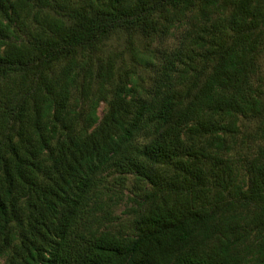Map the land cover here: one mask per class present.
I'll list each match as a JSON object with an SVG mask.
<instances>
[{
	"label": "trees",
	"instance_id": "obj_1",
	"mask_svg": "<svg viewBox=\"0 0 264 264\" xmlns=\"http://www.w3.org/2000/svg\"><path fill=\"white\" fill-rule=\"evenodd\" d=\"M176 27L147 85L99 54ZM263 29L264 0H0V264H264Z\"/></svg>",
	"mask_w": 264,
	"mask_h": 264
},
{
	"label": "rangeland",
	"instance_id": "obj_2",
	"mask_svg": "<svg viewBox=\"0 0 264 264\" xmlns=\"http://www.w3.org/2000/svg\"><path fill=\"white\" fill-rule=\"evenodd\" d=\"M184 26V25H182ZM182 27H176L174 33L171 36H167L161 39V42L157 44V41H152L144 39L142 37H129L125 33L118 31L112 33L108 38H106L100 45L99 54L103 59L110 58L112 61H116L119 71H130V69L136 70L138 74V81L142 85H147L151 82V77L157 68L155 64L139 62V56L147 55L148 52L156 47H166L168 48L173 41L176 40V36L181 31ZM264 37V29H263ZM157 50V48H156ZM259 72H257L255 77V82L260 84L261 89L263 88L264 95V43L260 47L257 55ZM105 107L104 102H100L98 107V114L101 115L103 108ZM240 125V135L243 131H251L255 128L256 120L247 119L241 117L239 120ZM113 174L108 175L104 184L112 188L111 191L115 189L118 185H115ZM132 179L130 178L127 182L128 187L132 185ZM127 190L125 192L117 193L112 195L114 198V212L113 217L115 220H121L122 223L126 222V219L131 215V209L129 206L130 199L127 197ZM111 227L120 228L119 224L115 221L111 222Z\"/></svg>",
	"mask_w": 264,
	"mask_h": 264
}]
</instances>
